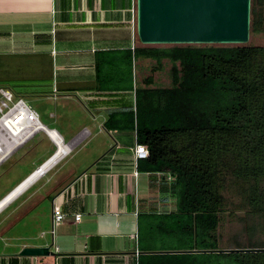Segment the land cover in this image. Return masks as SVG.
<instances>
[{
    "label": "crops",
    "instance_id": "obj_1",
    "mask_svg": "<svg viewBox=\"0 0 264 264\" xmlns=\"http://www.w3.org/2000/svg\"><path fill=\"white\" fill-rule=\"evenodd\" d=\"M135 18L136 0H0V88L35 97L43 125L0 167L34 142L48 147L38 159L49 155L16 186L49 164L44 173L0 210V264H140L145 255L185 253L169 251L181 226L173 176L140 172L136 133L105 128L112 113L135 107L137 88L159 87V74L171 72L168 60L154 74L153 60L129 64V51L143 46ZM76 95L88 105H61ZM54 205L67 218L53 235ZM49 245L50 256H20Z\"/></svg>",
    "mask_w": 264,
    "mask_h": 264
},
{
    "label": "trees",
    "instance_id": "obj_2",
    "mask_svg": "<svg viewBox=\"0 0 264 264\" xmlns=\"http://www.w3.org/2000/svg\"><path fill=\"white\" fill-rule=\"evenodd\" d=\"M256 16L253 7L251 32H264ZM133 57L155 61L153 74L170 61L172 84L137 88L135 107L112 113L105 128L135 132L136 144L148 147L140 172L173 176L181 226L169 251H185L145 255L140 264H264V252L187 253L220 249L232 182L240 208L264 218V47L139 46L130 65ZM255 248L264 243L235 247Z\"/></svg>",
    "mask_w": 264,
    "mask_h": 264
},
{
    "label": "water",
    "instance_id": "obj_3",
    "mask_svg": "<svg viewBox=\"0 0 264 264\" xmlns=\"http://www.w3.org/2000/svg\"><path fill=\"white\" fill-rule=\"evenodd\" d=\"M135 24L136 35L145 47L247 45L251 37L252 0H136ZM31 176L1 203L6 204ZM51 248L52 245L26 247L20 256H50ZM188 252H264V248Z\"/></svg>",
    "mask_w": 264,
    "mask_h": 264
},
{
    "label": "rangeland",
    "instance_id": "obj_4",
    "mask_svg": "<svg viewBox=\"0 0 264 264\" xmlns=\"http://www.w3.org/2000/svg\"><path fill=\"white\" fill-rule=\"evenodd\" d=\"M253 7L257 13V16L254 18L259 19L261 17L264 19V0H256V3L252 4V8ZM247 45L264 47V32H251L250 41ZM153 65L155 64L153 63ZM167 65L169 68L170 64ZM165 71L166 72L162 71L156 78V86H170L172 84L171 75L168 72L169 70L166 69ZM163 77H166L165 82L162 81ZM167 78H169V81ZM77 96H79V99ZM32 99H35V97L31 94L25 97V101L30 107H32V105H42L37 102L33 103ZM75 99L77 100V103L61 105H88L84 103V101L82 102L80 95H76ZM1 105H7V103L5 104V102L0 99V106ZM1 139L4 141L5 146L9 148L10 143L7 137L1 135ZM47 150L48 147L46 145L34 142L32 145L14 155L10 160L8 159L5 164L1 165L0 198L14 188L23 178L37 168L39 164L49 156L47 155L42 159H38L43 156ZM34 161L35 163L33 164ZM225 197L228 202L227 211L222 216V224L219 230L220 241L222 244V246L220 245V248L229 246L234 248L238 245L249 246L252 243L262 245L264 243V218H262V216H250L246 208H240L239 205L242 203L243 198L237 194L233 182L230 188L225 192ZM226 262L228 264L231 263V261Z\"/></svg>",
    "mask_w": 264,
    "mask_h": 264
},
{
    "label": "built area",
    "instance_id": "obj_5",
    "mask_svg": "<svg viewBox=\"0 0 264 264\" xmlns=\"http://www.w3.org/2000/svg\"><path fill=\"white\" fill-rule=\"evenodd\" d=\"M0 99H2L5 104L7 103V105L0 106V121L6 116L10 115L13 110H16V112L25 110L27 112V115L26 118L22 120V122L39 127V129L43 128L37 111L33 110L24 99L17 98L13 92L5 88H0ZM132 151L134 153L136 161L147 159L150 156L149 149L146 145L136 144L135 147L132 148ZM66 218V214L63 212L62 208L59 205H54L53 228L51 232L53 235L55 232V227L64 223ZM81 218L82 215H76L75 221L80 222Z\"/></svg>",
    "mask_w": 264,
    "mask_h": 264
},
{
    "label": "bare ground",
    "instance_id": "obj_6",
    "mask_svg": "<svg viewBox=\"0 0 264 264\" xmlns=\"http://www.w3.org/2000/svg\"><path fill=\"white\" fill-rule=\"evenodd\" d=\"M26 115L27 112L25 110H21L19 112L13 110L10 115L6 116L0 121V163L5 160V154L10 147H12L17 141L25 140L34 131L39 129V127L22 122V120L26 118ZM1 135H5L7 137L10 143L9 148L5 146L4 141L1 139ZM52 135L58 144L60 154L63 152V150H65V147H63L62 140L58 137V135H56L54 132ZM48 165L49 164L43 166L41 169L39 168L40 170L38 169L37 172L31 176L29 181L22 186V188L9 200V202L21 194L25 189H27L36 177L44 173ZM1 202L2 201H0V210L3 208V204Z\"/></svg>",
    "mask_w": 264,
    "mask_h": 264
}]
</instances>
